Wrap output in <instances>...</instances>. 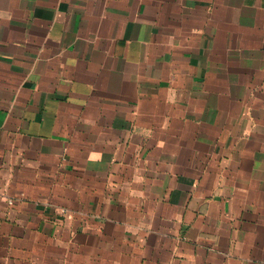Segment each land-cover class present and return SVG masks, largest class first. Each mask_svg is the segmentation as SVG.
<instances>
[{
    "label": "crops",
    "instance_id": "0c3cea01",
    "mask_svg": "<svg viewBox=\"0 0 264 264\" xmlns=\"http://www.w3.org/2000/svg\"><path fill=\"white\" fill-rule=\"evenodd\" d=\"M0 264H264V0H0Z\"/></svg>",
    "mask_w": 264,
    "mask_h": 264
}]
</instances>
